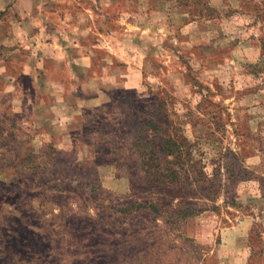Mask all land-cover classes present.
I'll list each match as a JSON object with an SVG mask.
<instances>
[{
	"label": "rangeland",
	"instance_id": "obj_1",
	"mask_svg": "<svg viewBox=\"0 0 264 264\" xmlns=\"http://www.w3.org/2000/svg\"><path fill=\"white\" fill-rule=\"evenodd\" d=\"M0 64V264H264V0H0Z\"/></svg>",
	"mask_w": 264,
	"mask_h": 264
},
{
	"label": "crops",
	"instance_id": "obj_2",
	"mask_svg": "<svg viewBox=\"0 0 264 264\" xmlns=\"http://www.w3.org/2000/svg\"><path fill=\"white\" fill-rule=\"evenodd\" d=\"M80 20V19H79ZM84 19H81L80 22L77 24V26L74 28V31H71L70 34L73 36H68V32H66V27L60 31V38L61 40H57L56 41V46L54 45V40H51V42L47 45V50H48V56H49V62H51L52 64H50L51 67L53 68H57L59 66H63V67H67L68 69H78L80 71H84V70H90L91 66H92V60H90V56L85 52H83L84 44H82L81 42H79V39H83V37L86 34L90 33V30L85 32L81 29V23ZM91 32L92 29H91ZM71 37H73V39H76V41H73V45H71V47H66V46H70L67 45L65 40L71 39ZM69 51H71L72 53H74V55H72V58H68L67 54L69 53ZM82 53V57L83 59H85L86 57L88 58L87 61H84V63H79L80 62V55ZM86 56V57H85ZM2 64H0V75L2 72ZM60 117H57L56 119H59ZM62 124V123H59ZM59 124H57V129L59 128ZM63 126L65 128H67V124H63ZM62 128V126L60 127ZM65 130H63L64 132Z\"/></svg>",
	"mask_w": 264,
	"mask_h": 264
},
{
	"label": "trees",
	"instance_id": "obj_3",
	"mask_svg": "<svg viewBox=\"0 0 264 264\" xmlns=\"http://www.w3.org/2000/svg\"><path fill=\"white\" fill-rule=\"evenodd\" d=\"M170 196H172V197H175V196H177V195H174V194H170ZM186 213H188V212H186ZM184 216H185V214H184Z\"/></svg>",
	"mask_w": 264,
	"mask_h": 264
}]
</instances>
